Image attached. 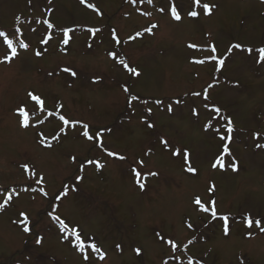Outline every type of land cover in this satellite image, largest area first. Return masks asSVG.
<instances>
[{
	"label": "rangeland",
	"instance_id": "rangeland-1",
	"mask_svg": "<svg viewBox=\"0 0 264 264\" xmlns=\"http://www.w3.org/2000/svg\"><path fill=\"white\" fill-rule=\"evenodd\" d=\"M200 5L0 0V32L27 45L0 62V264H264V232L246 220L264 227V64L247 51L264 47V2ZM73 228L105 258L77 254Z\"/></svg>",
	"mask_w": 264,
	"mask_h": 264
},
{
	"label": "snow or ice",
	"instance_id": "snow-or-ice-1",
	"mask_svg": "<svg viewBox=\"0 0 264 264\" xmlns=\"http://www.w3.org/2000/svg\"><path fill=\"white\" fill-rule=\"evenodd\" d=\"M84 2H85V0H81V3H84ZM149 2H151V0H149ZM191 2L194 5L201 6L200 5V0H191ZM262 2H264V0H262ZM202 10H203L204 14L207 15V14H210L211 7L208 4H203L202 5ZM171 15H172V18L175 19V20H177V21H179L181 19V16H180V14H179V12H178V10H177L176 7H172L171 8ZM188 15L191 16V17H196L198 15V13L196 11H193V10L190 9L189 12H188ZM48 27L50 28V27H52V25L49 24ZM155 27H156V25H152V28H155ZM152 28H147V29H145V31L146 32H151ZM90 31H93V30H90ZM95 31H99V30L97 29ZM3 35H4V33L3 32H0V36H3ZM64 36H65L64 43L67 44V42H68V40H67L68 31H65ZM112 39L113 40H117V37H116V34L115 33L112 34ZM5 43L7 44L8 49L11 51V57H5V60L4 61H0V62H6V61L10 60L12 57H14L16 55V49H15V47H13L12 41L5 39ZM117 43H119L118 40H117ZM20 47L21 48H27V45L24 44L23 42H21L20 43ZM189 47H195V45H189ZM239 47H241V46L238 45V44L232 45V48H239ZM211 51L213 53H215V47L214 46L211 48ZM229 51H231V49H229ZM247 51H249L250 53H252L253 51L258 52L259 53V58L256 60V63L257 64H264V47L258 48V49H255V50L248 49ZM38 55H39V53H38ZM212 58L215 59V57H212ZM121 63L124 64V67L128 71H130L134 75H139V72L135 68H129L128 64L125 61H121ZM223 63H224V61L222 59L218 60V65H223ZM64 71L65 72H70L71 75H73V76L76 75V73L75 72H72L70 69L65 68ZM125 91H128V89H125ZM28 97L30 99H32L33 101H35L38 106H40V110L41 111H44V107H43L44 102H43V100L40 97L34 95L32 92H29L28 93ZM133 99H135V97H133ZM58 107H62V106H59L58 105ZM169 111H171L170 108H169ZM216 111L218 112L219 109H216ZM18 112H19L20 117L22 118L20 120V126L21 127H24V128L29 127L28 114L25 112V110L23 108H20L18 110ZM59 118L63 122V124H65V125H68L70 123H75V122L69 121L64 116H60ZM228 124L231 125V121L230 120L228 121ZM81 127L83 128V132L81 133V135H83L84 138H86L88 140H93V139H96L97 138V137H94V136L90 135V129H89V126L87 124H83V125H81ZM61 131H63V129H61ZM227 131L230 133L232 131L231 127H229L227 129ZM220 139L221 140H225L226 137L221 136ZM161 143L164 144V145H167L168 142L162 140ZM225 151H227V148H225ZM173 154L175 155L177 153H173ZM107 155L110 156V157H116L117 159H121V160L125 159V157L119 156L118 154L113 153V152H110V151L107 152ZM188 155H189L188 153H186V152L184 153V160H185L186 163L189 162L188 161ZM93 163L96 164V167L98 169L100 167H102V165H100L98 162L93 161ZM139 163L142 165L143 164V161H140ZM216 166L217 165H215V164L213 165V167H216ZM24 167H25V170L27 171V166L25 165ZM231 167H232V170L233 171L237 170L234 163L231 165ZM187 171L192 172V173H195L196 170L194 168H191L189 166L187 168ZM132 172H133L134 176L137 179V184L139 185V187L141 189H143L144 188V184L141 182L142 179H143L142 174L138 170H136L135 168L132 169ZM148 175H158V174L152 172V173H149ZM42 181H43V177L41 176L36 181V183L37 184H40V183H42ZM41 191H43V189H41ZM57 198H59V196ZM194 203L198 206V208H199L200 211H204V212L211 211V216L213 217V219L216 218V215L217 214H216V212L214 210V204H215L214 201L211 202V204L213 206L211 209H209L208 207H205V205L201 202V200H200L199 197L195 198ZM52 219L59 224V228H60V232L61 233H65L66 234V233L69 232L68 225L62 219H60L59 217H56V216H53ZM222 219H225L226 220V218H222ZM246 220H247V226L249 228H252L253 225H255L256 227H259V229H260L261 232H264V227H261L262 222L260 220L253 221V220L248 219V218H246ZM24 223H25V226L23 228V231L25 233H27V232L30 231V229L27 226L26 218H25ZM189 227H191V225H189ZM229 230H230L229 229V226L227 224H225L224 225L225 235H227L229 233ZM63 238L64 239H69V236L68 235H65ZM71 242L73 243V246L79 252H81V253H84L86 248H90L92 250V252L99 254V259L103 260L105 258L104 257V254L100 252V249L97 247V245L95 243H87L86 244L81 239V236H80L79 231L77 229H75V228L71 229ZM35 243L39 245L41 243V240L38 238V239H36ZM172 246H173V249L175 250L176 249V245L173 244ZM117 247H119V245ZM136 252H137V255L140 254V250L139 249H137ZM84 259L87 261L89 259V257L87 255H85L84 256Z\"/></svg>",
	"mask_w": 264,
	"mask_h": 264
}]
</instances>
